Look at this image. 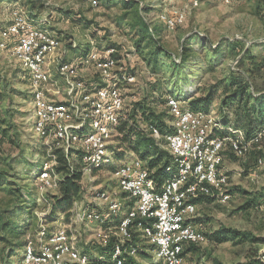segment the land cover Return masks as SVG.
I'll return each mask as SVG.
<instances>
[{"label":"rangeland","instance_id":"obj_1","mask_svg":"<svg viewBox=\"0 0 264 264\" xmlns=\"http://www.w3.org/2000/svg\"><path fill=\"white\" fill-rule=\"evenodd\" d=\"M134 1L137 4L127 8L122 0H97L94 6L91 0H32L35 7L28 0H0V39L18 8L32 10L33 21L56 34L59 45L52 54L48 69L50 82L45 88L46 96L56 102L79 107L76 83L89 82L94 76L92 68L78 65L77 79L70 85L61 74L60 64L79 56L80 53L72 55L74 48L97 47L100 50L114 47L127 70L137 76L135 84L126 86V109L130 110L134 103L144 102L147 98L151 105L157 102L153 111L161 113L166 107L159 99L163 93L173 92L184 106L211 112L226 126L236 128L237 105L222 107V101L231 90L230 81L235 73L244 76L249 95L257 96V91L264 87V0H237L230 6L219 0H198L197 5H193L192 0ZM175 12L185 15L184 22L168 29L160 16ZM143 22L148 29L146 37H143ZM187 37H193L191 45L186 46L196 51L193 61L183 67L180 64L174 67L163 54L157 61L153 59L152 51L159 44L178 64ZM227 41L234 42L236 49L228 50L222 46L219 54L211 52L218 43L224 42L226 46ZM23 75L21 61L8 49H0V92L4 98L0 110L5 122L3 126L8 129L0 142V264L10 248L13 252L6 264H17L23 253L20 246L23 239L10 241V235L2 229L6 217H15L18 225L26 224V237L29 238L40 216L49 210L41 197L58 191L55 187H41L39 179L35 183L36 170L45 162L48 151L45 153L44 146L50 138L43 141L34 130L32 93ZM155 80L158 84L152 92L154 89H149L148 84ZM209 90H213V102L206 110L195 108L193 100L205 96ZM139 126L141 129L144 124L139 122ZM111 146L122 152L120 165L134 157L147 163L150 160L133 152L128 144L119 148L117 135ZM259 159L262 160L260 165ZM115 162L111 159L107 165L88 172L83 179L85 187L70 209L64 214L56 213L53 218L57 219L47 226L53 230L65 225L63 220L67 215L70 219L75 202L79 208L90 202L101 204L103 208L110 201L128 202L119 195L116 176L108 168ZM225 166L230 176L231 201L220 204L211 198L199 203L195 220L209 236V242L185 246L184 264H213L214 259L223 264H236L264 253V143L260 149L254 146L240 157L227 152ZM49 180L55 181L53 177ZM97 190L105 192V198L95 199ZM220 228L247 232L256 240L217 243L211 236ZM71 231L81 250L90 256L97 254L89 247L92 242L98 244L100 234L96 224L75 222ZM143 245L148 257L137 255L135 260L149 264L153 248L147 242Z\"/></svg>","mask_w":264,"mask_h":264},{"label":"built area","instance_id":"obj_2","mask_svg":"<svg viewBox=\"0 0 264 264\" xmlns=\"http://www.w3.org/2000/svg\"><path fill=\"white\" fill-rule=\"evenodd\" d=\"M226 6L237 0H219ZM97 5V0H91ZM193 5L198 0H192ZM181 12L160 20L168 29L184 22ZM59 45L55 33L33 21L26 10L14 12L11 23L1 33L0 49H8L22 63L23 77L32 93L33 127L47 146L61 148L66 152H80L83 164L82 179L102 164L111 161L110 146L122 118L126 117V86L136 83L137 76L127 70L117 56L114 47L89 48L74 60L64 61L59 70L70 85L77 79L78 65L90 67L99 79L98 83L77 82L80 106L56 102L46 96L50 82L48 72L52 54ZM94 77V76H93ZM165 106L171 116L169 132L161 134L154 125H144L141 130L164 148L172 159L171 177L156 190L147 162L134 157L123 162L116 173L118 191L134 200V205L125 213L121 201H110L103 208L98 203L78 206L74 203L69 222L59 226L38 242L29 241L17 264H92L91 258L81 250L71 227L75 222L96 224L100 234L98 243L106 246L115 240L109 258H100L99 264H126L127 256L135 252L123 250L130 239L131 225L138 223L141 236L154 246V264H184L185 246H201L209 242L195 220L198 205L214 198L220 204L231 201L230 176L225 166L227 152L240 157L252 147L261 148L264 143V128L247 138L239 128L222 125L211 112L193 110L172 95H165ZM221 132V133H218ZM55 164L44 163L37 179L46 188L56 187V176L48 168ZM262 164V160H258ZM55 181H50V178ZM95 199L105 198V192L97 190ZM116 194H114L115 198ZM121 214L116 224L112 216ZM259 259L264 263V253Z\"/></svg>","mask_w":264,"mask_h":264},{"label":"trees","instance_id":"obj_3","mask_svg":"<svg viewBox=\"0 0 264 264\" xmlns=\"http://www.w3.org/2000/svg\"><path fill=\"white\" fill-rule=\"evenodd\" d=\"M29 4H32V7L36 5L32 2V0H28ZM122 3L125 7L131 8L134 7L137 2L134 0H122ZM134 5V6H133ZM28 14L31 16L32 10L27 11ZM144 23V22H143ZM144 36L146 37V33L148 32L147 26L144 23L143 28ZM151 37V36H150ZM193 37L185 38L184 44L182 45L181 52L179 53L180 62L177 64L174 58L171 56L169 52H167L164 48H162L159 44H156L154 51H152L153 59L157 61V58L160 54H163L166 58L169 59L171 64L174 67H178L180 64L181 67L185 66L188 61H193L196 55V51L192 49V47H186L187 45H191V41ZM222 46L227 48L228 50H235V43L227 41L226 46H224V42L218 43L214 48L211 49V52L216 55L222 49ZM213 47V46H212ZM89 49V48H88ZM88 49H80L74 48L72 55L75 53H80L83 55ZM243 52V50H242ZM244 76L241 73H235V75L231 78L230 87L231 90L229 94L224 98L222 101V107L227 105L236 104V128H239L245 132L247 138H250L255 134L257 131L264 128V87L261 90L257 91V96L253 94H247L248 88L247 84L243 82ZM157 80L150 82L149 89L151 88L154 92L157 87ZM93 83H98L99 79L96 75L92 78ZM150 92V93H152ZM148 93V95H151ZM159 100L161 104L165 105L164 96L165 95H172L176 96L173 92H165L162 94ZM177 97V96H176ZM178 98V97H177ZM214 93L213 90L207 91L205 96H202L198 99L193 100L192 105L195 108H201L206 110L209 105L213 102ZM253 100V101H252ZM4 98L0 92V104L3 103ZM157 102H153L152 105L150 101L146 98L144 102H137L134 103L133 107L129 110L126 117L122 118L119 126L117 127V142L119 148L122 147L123 144H128L129 147L138 154L140 157L146 159L150 158L149 162L147 163L149 170L151 171V179L155 185L156 190L161 189L162 184L171 177V166H172V159L168 155V152L162 149L159 145H157L154 140L147 136L143 131L140 129L139 122L143 123L144 125H154L158 128L161 134H165L169 132L168 124L171 122V116L168 113V109L156 114L153 111V108L156 106ZM169 119V121H168ZM220 120V119H219ZM221 121V120H220ZM4 120L1 117V110H0V142L3 139V136L6 135L8 132L7 128H4ZM222 125H225L221 121ZM226 126V125H225ZM221 133V132H218ZM42 140V139H41ZM46 148L45 153L48 151V147ZM110 155L111 158L114 159L116 162L111 166H107L113 173H116L120 164L119 161L122 158V152L118 151L117 149H112L110 146ZM82 154L80 152H66L61 148L51 147L49 152L46 154L45 162L39 164L36 175H35V183L36 179L39 177L40 172L44 167V163L51 161H55V164L49 167L47 170L51 176H56L58 179L56 181L57 186L55 187L57 194H49L46 193L44 196L41 197V201L48 207V212L43 213L39 218V223L35 227L34 232L32 235L27 238V233L25 231L26 224L18 225L17 220L15 217L5 216V212L3 213L6 217V221L2 225V229L10 235L11 240L15 241L18 239H23L20 246L24 248L27 246L29 241L38 242L39 238L41 237V232H44V238L50 236V234L54 231L49 228L47 225L52 220H56L57 218H53L56 213H66L75 199L80 195L82 192V168L83 164L81 162ZM22 159V158H20ZM24 161V159L22 160ZM109 163V162H108ZM107 164H102L100 167H103ZM95 168L91 169L92 170ZM39 181V180H38ZM39 185L41 187H45L44 182L39 181ZM119 195H123L128 202L122 203V212L125 213L134 205V200L130 199L127 194L119 192ZM121 214L118 216H112L111 219L113 223L116 224L121 219ZM1 218V217H0ZM3 218V217H2ZM64 223L69 222L68 215L64 218ZM138 223L146 224L147 221L140 220L135 221L134 224L131 225L130 229V239L124 243L123 250L127 252L134 251V256H127L126 264H141L135 260V257L139 255L142 258H147L148 254L145 250V246L143 242H146L144 238L141 237V231L139 230L140 227ZM46 228H43L45 227ZM212 240L221 243L226 241H255L256 239L247 232H241L236 229L231 228H220L213 232ZM5 239V238H3ZM115 240H110L106 246H102L101 244H97L96 242H92L90 249H94L97 254L95 256H90L87 254L86 251L82 250L83 253L87 254L91 258L92 264H99L100 258H109L111 251L114 248ZM14 245V244H13ZM94 247V248H93ZM153 248V256H151L152 260L149 264L155 263L154 257V246L150 245ZM13 249H9L8 253H5L3 257V264H6L7 258L9 255L11 256ZM260 254L257 253L252 259L246 262L236 263V264H264L259 259ZM213 264H223L219 260L214 259Z\"/></svg>","mask_w":264,"mask_h":264},{"label":"crops","instance_id":"obj_4","mask_svg":"<svg viewBox=\"0 0 264 264\" xmlns=\"http://www.w3.org/2000/svg\"><path fill=\"white\" fill-rule=\"evenodd\" d=\"M84 178H85V177H84ZM84 178H83V179H84ZM83 179L81 180L82 189L85 187V186H83V183H84V182H83Z\"/></svg>","mask_w":264,"mask_h":264}]
</instances>
